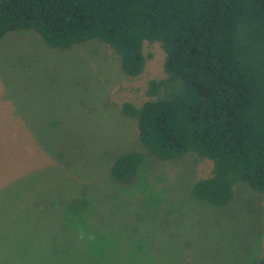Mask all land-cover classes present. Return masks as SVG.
Instances as JSON below:
<instances>
[{"label":"rangeland","instance_id":"obj_1","mask_svg":"<svg viewBox=\"0 0 264 264\" xmlns=\"http://www.w3.org/2000/svg\"><path fill=\"white\" fill-rule=\"evenodd\" d=\"M151 50L129 77L96 40H0V264H254L264 251V194L241 184L223 207L190 195L207 158L153 161L130 184L111 177L112 159L136 145L118 102L139 103L164 75Z\"/></svg>","mask_w":264,"mask_h":264},{"label":"trees","instance_id":"obj_2","mask_svg":"<svg viewBox=\"0 0 264 264\" xmlns=\"http://www.w3.org/2000/svg\"><path fill=\"white\" fill-rule=\"evenodd\" d=\"M24 30L57 49L102 42L129 77L162 49L164 75L147 80L146 98L118 102L137 134L109 164L116 182L193 152L212 163L194 199L223 207L241 184L264 194V0H0V40Z\"/></svg>","mask_w":264,"mask_h":264}]
</instances>
